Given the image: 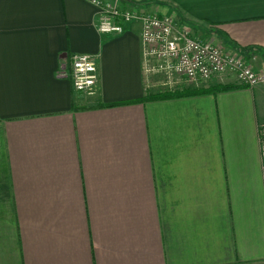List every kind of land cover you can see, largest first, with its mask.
I'll list each match as a JSON object with an SVG mask.
<instances>
[{
    "label": "crops",
    "instance_id": "0c3cea01",
    "mask_svg": "<svg viewBox=\"0 0 264 264\" xmlns=\"http://www.w3.org/2000/svg\"><path fill=\"white\" fill-rule=\"evenodd\" d=\"M106 1L264 71V0ZM99 11L0 0V264H264V85L160 70L138 20L103 34ZM71 53L97 59L94 96L57 74Z\"/></svg>",
    "mask_w": 264,
    "mask_h": 264
},
{
    "label": "built area",
    "instance_id": "2783aa9c",
    "mask_svg": "<svg viewBox=\"0 0 264 264\" xmlns=\"http://www.w3.org/2000/svg\"><path fill=\"white\" fill-rule=\"evenodd\" d=\"M88 1L100 10L96 22L100 33L121 34L127 23L138 20L142 55L156 60L160 70L189 81L208 80L217 74L232 73L240 85H264V71L253 70L242 57L225 52L217 44L192 37L187 28L177 27L169 15L138 14L122 10L112 1ZM57 74L69 79L74 91L80 95L92 97L97 92L98 64L91 54H69ZM258 140L264 170V123L258 126Z\"/></svg>",
    "mask_w": 264,
    "mask_h": 264
},
{
    "label": "trees",
    "instance_id": "16d2710c",
    "mask_svg": "<svg viewBox=\"0 0 264 264\" xmlns=\"http://www.w3.org/2000/svg\"><path fill=\"white\" fill-rule=\"evenodd\" d=\"M239 85L235 84H225V85H214V86H209L207 88H201V89H193V90H185L183 92H178V93H162V94H156L151 97L150 99H156V98H168V97H173V96H179V95H189V94H199V93H216V92H221V91H228L231 89H236L239 88ZM140 100H145V98H141ZM109 106L111 104H108ZM114 105V104H112ZM111 105V106H112ZM107 106V105H106Z\"/></svg>",
    "mask_w": 264,
    "mask_h": 264
},
{
    "label": "rangeland",
    "instance_id": "374dc122",
    "mask_svg": "<svg viewBox=\"0 0 264 264\" xmlns=\"http://www.w3.org/2000/svg\"><path fill=\"white\" fill-rule=\"evenodd\" d=\"M173 19V18H172ZM174 20V19H173ZM176 21H178V20H176ZM179 22V21H178ZM224 74V73H223Z\"/></svg>",
    "mask_w": 264,
    "mask_h": 264
}]
</instances>
